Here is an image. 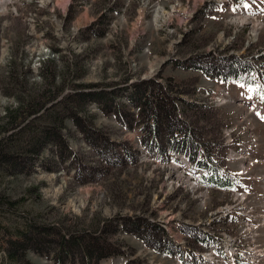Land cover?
I'll return each instance as SVG.
<instances>
[{"label":"rangeland","instance_id":"obj_1","mask_svg":"<svg viewBox=\"0 0 264 264\" xmlns=\"http://www.w3.org/2000/svg\"><path fill=\"white\" fill-rule=\"evenodd\" d=\"M160 1L172 3L167 20ZM238 2L0 0V147L12 158L0 157V264H14L10 242L30 221L47 231L22 264H198L190 255L211 236L223 251L264 254V121L239 99L258 86L249 70L229 81L214 72L264 63V12L243 16ZM80 90L93 91L89 102L71 96ZM143 94L165 105L160 134ZM30 100L64 118L40 155L23 152L26 131L5 138L17 125L10 108L45 124L16 111ZM186 134L187 150L171 144ZM195 160L247 189L202 186ZM74 233L92 234L104 256L73 246L57 260Z\"/></svg>","mask_w":264,"mask_h":264},{"label":"trees","instance_id":"obj_2","mask_svg":"<svg viewBox=\"0 0 264 264\" xmlns=\"http://www.w3.org/2000/svg\"><path fill=\"white\" fill-rule=\"evenodd\" d=\"M251 67L252 66L249 63H246V65H244L241 61L233 60L228 65L221 66L219 68L215 67L214 72L217 73V77L224 80H228L229 78L236 77L245 71L254 70V68ZM216 68L217 71H215ZM93 94H94L93 91L90 92V91L80 90L79 92L74 93L71 96L80 95L84 97V99H86L87 102H89V99L92 98ZM67 98H71V97L69 96L66 97L65 99ZM50 99L51 97L49 98V100ZM154 102L157 103L153 104V101H149V95L143 94L141 104L144 105L145 113H147L153 121L151 126V131L155 134H160L161 130L163 129L162 121L163 122L167 121L169 116L166 113L164 114L163 109H165V105H162L161 101L156 100ZM25 105H27L25 107L26 110L21 111V108L18 107L16 111H20V113L22 112V115L24 114V116L26 117L33 116V120L45 117V121H46L45 124H42L40 126H36V125L31 126L30 125L31 120H28L27 122H25V120H17L16 116H14V109L10 108L7 117H11V121L15 120V123L17 125L11 127L14 128V132L9 133L8 136H5V138L13 139L18 133H23L24 131H26L27 133H29L30 136L28 137H30V139L27 140L28 142H25L26 147L24 148L23 152H27L30 155H35V154L40 155L43 149L49 144L48 142L51 140L50 138L54 135V130H57L59 123H60V127H58V129H61L63 127V124L61 125V122L64 120V118L61 117L60 112H56L54 110L55 108L54 106H56V104L47 106L45 102L30 100ZM66 107L68 106L66 105ZM72 112L74 113L75 116L78 115V112H74V111ZM182 132L184 133V130ZM188 139H189L188 134L178 139L175 137L172 139L171 144L175 147L178 145L183 150H187V147L189 145ZM32 142H35L36 145H38L39 147L37 149L31 148L33 146ZM4 148H5V144L3 141L2 146L0 147V157H3L4 159H7V161H9L12 158L9 155H7V153H5ZM198 162L203 163V161L201 162L200 160H198ZM213 170H214L213 175L202 177V180L207 185L220 186V187H227L233 185V182L230 181L229 178L222 176V174L218 173L216 167H214ZM45 231H47V229L31 221L27 223L26 227H22V229L18 233L19 239L14 241L12 240L10 242L11 245H10L9 255L11 257L12 263L14 264H22V262L26 263L27 261L26 253L28 249H30L31 247H36L38 249V245H42V243H37L36 241H37V237L41 233L45 234ZM90 239L94 240L92 234L74 233L70 236L63 234L61 241H59L58 253L54 251L53 255H56L57 260H61L62 256H65L66 258L70 253H73V246L74 247L76 246L81 251L84 258L93 259L94 257L104 256V253H102L104 249H101L102 247L90 243ZM33 243H36L35 246H32Z\"/></svg>","mask_w":264,"mask_h":264},{"label":"bare ground","instance_id":"obj_3","mask_svg":"<svg viewBox=\"0 0 264 264\" xmlns=\"http://www.w3.org/2000/svg\"><path fill=\"white\" fill-rule=\"evenodd\" d=\"M168 1V0H167ZM158 3V5L154 8V10H155V12H157V14L156 15H160V11H158V9H157V7L158 6H160L161 7V11H162V18L163 17H165V20H167V17L165 16V12L162 10V8H164L165 10H167V11H170L171 10V4L170 5H168V2H157ZM180 3H182L183 4V0H180ZM140 9H142V8H140ZM142 12V11H141ZM143 13V12H142ZM143 14H147V13H143ZM156 15L154 16V20H156ZM257 15L258 14H255V15H249V17H254L255 16V19H256V17H257ZM247 18V17H246ZM152 19V18H151ZM250 19V18H249ZM153 20V19H152ZM259 21V20H258ZM237 22V21H236ZM242 22V21H241ZM263 22V21H262ZM165 29V28H164ZM218 246H219V248L221 249V251H223L224 249H223V247L220 245V239L218 240ZM225 246L227 247L226 248V250L225 251H223V252H225L226 254H228V252L230 253V252H232L233 250L231 249V247H233L231 244H228L227 243V245H226V243H225ZM250 248H252L251 246H250ZM250 248H246V246H243V249H244V251H246V250H248L249 251V249ZM229 249H230V251H229ZM253 250H255V249H253ZM257 250V249H256ZM259 250V249H258ZM257 250V251H258ZM247 252V251H246ZM256 252V251H255ZM260 253L261 252H263V251H259ZM249 254H251L250 252H249ZM253 254V253H252ZM255 255H260V256H264V254L263 253H261V254H256V253H254ZM212 263H213V261H212Z\"/></svg>","mask_w":264,"mask_h":264},{"label":"snow or ice","instance_id":"obj_4","mask_svg":"<svg viewBox=\"0 0 264 264\" xmlns=\"http://www.w3.org/2000/svg\"><path fill=\"white\" fill-rule=\"evenodd\" d=\"M253 3H255V0H252ZM262 2H264V0H262ZM239 7H243L244 9H249L251 7V5L248 3V0H239L238 4H237V8ZM237 8H233V11H236ZM241 87H244L245 85L241 84ZM249 91H253V89L249 88ZM260 94H261V98L264 99V88L260 89ZM249 99H251V97H249ZM262 119H264V117H262Z\"/></svg>","mask_w":264,"mask_h":264}]
</instances>
